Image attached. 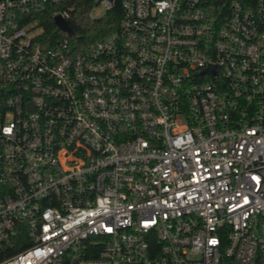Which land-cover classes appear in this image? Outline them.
Listing matches in <instances>:
<instances>
[{"label":"built area","instance_id":"built-area-1","mask_svg":"<svg viewBox=\"0 0 264 264\" xmlns=\"http://www.w3.org/2000/svg\"><path fill=\"white\" fill-rule=\"evenodd\" d=\"M70 1L0 0V264H264V0Z\"/></svg>","mask_w":264,"mask_h":264},{"label":"trees","instance_id":"trees-1","mask_svg":"<svg viewBox=\"0 0 264 264\" xmlns=\"http://www.w3.org/2000/svg\"><path fill=\"white\" fill-rule=\"evenodd\" d=\"M70 2L75 5V10L72 13V18L69 20V25L75 33V38L78 39L81 44L88 45L95 43L107 34H110L120 21V10H112L103 18L91 19L88 16L90 0H71ZM42 23L45 28L48 29V33L54 32L55 30V32L60 35L52 17L45 16Z\"/></svg>","mask_w":264,"mask_h":264},{"label":"water","instance_id":"water-1","mask_svg":"<svg viewBox=\"0 0 264 264\" xmlns=\"http://www.w3.org/2000/svg\"><path fill=\"white\" fill-rule=\"evenodd\" d=\"M55 23L62 31L67 32L69 35H73V30L66 20L61 17H56Z\"/></svg>","mask_w":264,"mask_h":264},{"label":"rangeland","instance_id":"rangeland-1","mask_svg":"<svg viewBox=\"0 0 264 264\" xmlns=\"http://www.w3.org/2000/svg\"><path fill=\"white\" fill-rule=\"evenodd\" d=\"M100 13H101V10H100V9H95V10H94V14H95L96 16H98Z\"/></svg>","mask_w":264,"mask_h":264}]
</instances>
